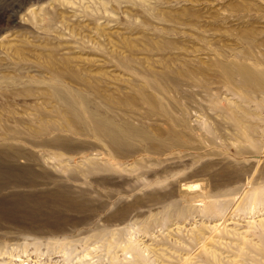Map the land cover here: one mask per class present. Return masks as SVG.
Instances as JSON below:
<instances>
[{"label": "rangeland", "instance_id": "obj_1", "mask_svg": "<svg viewBox=\"0 0 264 264\" xmlns=\"http://www.w3.org/2000/svg\"><path fill=\"white\" fill-rule=\"evenodd\" d=\"M0 264H264V0H0Z\"/></svg>", "mask_w": 264, "mask_h": 264}, {"label": "bare ground", "instance_id": "obj_2", "mask_svg": "<svg viewBox=\"0 0 264 264\" xmlns=\"http://www.w3.org/2000/svg\"><path fill=\"white\" fill-rule=\"evenodd\" d=\"M53 73V72H52ZM60 91V90H59ZM74 94V93H73ZM76 95V94H75ZM79 99V98H78ZM80 101V100H79ZM73 103V102H72ZM81 104V103H80ZM60 108V107H59ZM81 109V108H80ZM84 111V110H83ZM85 114V113H84ZM74 116V115H73ZM85 116V115H84ZM86 117V116H85ZM66 118V117H65ZM81 118V117H80ZM85 119V118H84ZM87 119V118H86ZM89 121V120H88ZM118 121V120H117ZM74 122V121H73ZM57 123V122H56ZM48 124V123H47ZM76 124V123H75ZM89 124V123H88ZM90 125V124H89ZM105 128H102L98 125L94 126V132L101 135L104 139L108 140L111 146V152L115 153V154H119L121 152V150H125L127 148L130 147H126L125 146V140L127 137H129L127 134H125L123 131L121 132L119 129L114 128L112 125H108L107 123L104 124ZM78 126V125H77ZM80 126V125H79ZM91 126V125H90ZM82 128V127H81ZM84 129V128H83ZM91 129V128H90ZM130 130H139V129H135L134 127H130ZM55 131V130H54ZM92 131V130H91ZM53 132V131H52ZM85 132V131H84ZM91 134V133H90ZM140 137H142L145 141L149 142H153L151 139V136L143 131H139V133H137ZM42 136V135H41ZM93 136V135H92ZM96 136V135H95ZM47 139V138H46ZM99 139V138H98ZM132 139V138H131ZM12 140V139H11ZM101 140V139H100ZM49 142L51 143H56L58 142L57 138H53L52 140H49ZM61 145V144H60ZM162 145V144H161ZM160 145V146H161ZM107 146V145H106ZM132 147V146H131ZM152 147V146H151ZM73 149V148H72ZM152 149V148H151ZM11 150V149H10ZM62 150V149H61ZM135 150V149H134ZM2 151V150H1ZM25 151V150H24ZM3 152V151H2ZM112 153V155H114ZM5 154V153H4ZM11 156V155H10ZM7 157V156H6ZM8 174V172H7ZM99 180V179H98ZM106 182V181H104Z\"/></svg>", "mask_w": 264, "mask_h": 264}]
</instances>
